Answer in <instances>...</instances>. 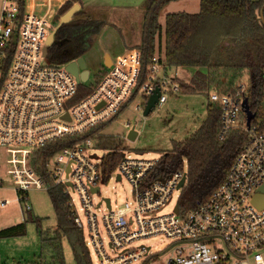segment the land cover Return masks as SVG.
Listing matches in <instances>:
<instances>
[{"label": "built area", "instance_id": "2783aa9c", "mask_svg": "<svg viewBox=\"0 0 264 264\" xmlns=\"http://www.w3.org/2000/svg\"><path fill=\"white\" fill-rule=\"evenodd\" d=\"M36 2L43 7V14L27 11L24 1L20 19L17 0H3L0 11V149L15 201L26 204L30 190L63 186L74 225L83 240L85 234L84 245L97 258V264H144L153 255L150 247L132 244L154 236H163L171 243L168 264H264V203L261 207L255 204L258 195L264 198L259 192L264 185V129L252 121L246 126L241 110L246 86L209 96V102L220 110L218 139L224 140L235 129L245 136L222 183L194 210L180 212L175 203L169 213L155 215L174 192L181 191L178 185L182 177L185 185L186 172L153 180L149 173L158 160L128 158L119 149L118 163L106 176L102 158L96 160L89 150L99 147L102 130L136 99L140 103L132 107L133 112L143 111L156 88L159 98L155 108L163 106L169 96L180 94L178 80L168 77V69L154 56L145 81L138 85L141 54L133 48L115 56L93 84H78L66 71L68 64L51 65L42 56L47 30L62 4L51 7L58 1ZM11 48L12 60L5 71ZM262 79L264 82V72ZM80 86L90 92L75 100ZM99 126L102 130L92 133ZM58 142L64 146L55 154L36 159V152ZM36 168H42L44 174H38ZM111 179L130 184L131 204L113 209L109 198L94 203V198L100 197V185ZM2 183L0 179V186ZM67 189L79 198L83 222L73 210ZM0 204L10 205L11 201ZM25 210L30 211V207L26 205ZM102 232L107 236L106 244Z\"/></svg>", "mask_w": 264, "mask_h": 264}, {"label": "trees", "instance_id": "16d2710c", "mask_svg": "<svg viewBox=\"0 0 264 264\" xmlns=\"http://www.w3.org/2000/svg\"><path fill=\"white\" fill-rule=\"evenodd\" d=\"M182 0H145V10L141 29V42L135 47L140 51L141 73L138 85L146 79V69L150 60L157 56L168 70H194L187 82L178 81L180 93L198 94L209 91L215 81L217 94L234 92L233 86L241 73H246L247 85L243 99L255 115L252 124L258 123L264 129V0H199V12L194 15L178 13L165 18L163 29V52L159 55L156 36L159 33L158 14L171 2ZM21 19L24 0H17ZM67 1L57 11L54 19L69 10ZM104 22L85 17L82 11L62 25L54 34L52 45L47 49L46 60L51 65H65L83 58L91 49L94 36L104 28ZM13 48L6 55L4 70L12 60ZM223 75L221 78L220 76ZM231 84L224 89L225 81ZM90 89L80 86L75 100H80ZM215 93V92H212ZM206 105V117L198 129L186 140L174 143L172 152L158 159L157 166L149 173V178L169 176L181 171L182 160L186 163V183L181 189L176 206L180 212L194 210L204 203L210 194L222 183L225 174L241 149L245 136L240 129L232 130L224 140L218 139L220 131V110L216 104ZM243 116V114H241ZM102 126L92 133L100 132ZM99 147L106 152L102 157L103 173L111 174L118 163L119 144L113 137H100ZM64 144L54 143L35 153L37 160L55 154ZM36 172L43 175L42 168ZM47 192L56 221V228L47 238L40 232L41 242L49 246L58 264H63L60 241L67 239L75 264H91L83 236L73 222V214L68 206V197L63 186L51 187ZM28 215V214H27ZM33 221L40 227L39 219L28 215L22 223L0 230V240L24 235L25 222Z\"/></svg>", "mask_w": 264, "mask_h": 264}, {"label": "rangeland", "instance_id": "374dc122", "mask_svg": "<svg viewBox=\"0 0 264 264\" xmlns=\"http://www.w3.org/2000/svg\"><path fill=\"white\" fill-rule=\"evenodd\" d=\"M2 2L3 0H0V11ZM71 2L72 6L79 4V12L82 11L85 17L103 21L105 24L102 31L94 36L91 49L83 57L88 72L85 85L88 86L93 84L102 74L105 54L114 58L121 55L125 48H135L140 44L145 0H71ZM198 12L199 0L171 2L160 10L158 14L159 33L156 36V46L157 49L160 48L158 51L160 56L163 52V29L166 16L178 13L194 15ZM57 24L51 23L47 35ZM45 62L44 60L43 63ZM194 73L195 71L191 69H170L167 71L168 77H175L178 81L185 83L193 77ZM220 77L222 78L223 75ZM222 80L224 83L222 88L232 89V87L226 86L231 84L230 78L227 81ZM232 85L234 87L246 86V73H241ZM215 86L216 82L213 81L208 93L218 92ZM208 93H180L169 96L163 106L154 108L146 117L143 116V111H132V107L140 103L138 98L112 123L107 125L101 134L116 139L119 149L123 151L125 157L158 160L162 155L172 152L174 143H180L189 138L204 121ZM126 124L129 125L128 129L124 128ZM133 127L137 135L131 142L127 140V134ZM89 153L91 156L94 155L96 160L101 159L106 154L99 147H91ZM5 159L4 152L0 149V179L3 181L2 186H0V201H11L10 205L0 204V230L22 223L28 215L31 219H39L40 227L38 228L33 221L27 220L24 235L0 240V264H58L52 250L49 246L42 244V238L39 235L42 232L45 237L49 238L56 228L55 216L47 192L30 190L26 193L27 203H17L15 201L16 195L11 189L10 178L6 175L8 166L5 164ZM182 169L184 172L187 170L185 160H182ZM180 192H174L167 205L159 209L155 215L169 213L177 202ZM67 193L74 212L83 222L84 216L78 196L72 193L70 189H67ZM100 198H109L113 209L121 207L124 203L131 204L133 201L131 186L126 180L117 183L111 179L100 185V197L96 196L93 200L94 203H99ZM26 205L30 207L28 212L25 210ZM101 239L104 244L107 243V236L103 232ZM84 241H87L85 234ZM60 245L63 264H75L67 239L63 238ZM139 245L150 247L153 254L144 264H168L171 255V249H169L171 243L163 236L137 240L132 244V247ZM89 259L91 264H97V258L91 251L89 252Z\"/></svg>", "mask_w": 264, "mask_h": 264}, {"label": "water", "instance_id": "95a60500", "mask_svg": "<svg viewBox=\"0 0 264 264\" xmlns=\"http://www.w3.org/2000/svg\"><path fill=\"white\" fill-rule=\"evenodd\" d=\"M79 5L78 4H74L68 11H66L58 20V24L56 25V27H54V29L49 33V35L47 36L46 42H45V46L42 50V56L45 57L46 53H47V49L52 45L53 40H54V34L56 33V31L64 24L68 23L71 18L79 12ZM261 22L264 23V21L261 18ZM110 61L109 58L107 57V55L104 57V63L103 66L104 68H108L110 65ZM66 71L71 74L77 81L78 84H83L87 81L88 79V72L86 70V65L85 62L83 60V58H79L74 62L69 63L66 66ZM159 98V89L156 88L154 90V92L152 93V95L148 98L146 105L143 109V116L146 117L148 116L153 109L155 108V105L157 103V100ZM241 110L242 113L245 116V120H246V126L248 127L250 125V122L254 119V114L249 110L248 108V104H247V100L243 99L242 103H241ZM67 118V117H66ZM136 132L134 131V127L128 132L127 134V140L128 141H134V139L136 138ZM117 180H119V178L117 177ZM159 181L161 183L164 182L163 179H159ZM185 182V177H182L178 188L182 189L183 185ZM68 186V185H67ZM94 192H97V188L94 189ZM260 193H264V185L262 186V188L259 191ZM264 203V198L262 199L260 197V195H258V197L256 198L255 204L258 207L263 206ZM105 204L107 206V208L109 209V201L107 199H105ZM174 212L177 214V208L174 209Z\"/></svg>", "mask_w": 264, "mask_h": 264}, {"label": "crops", "instance_id": "0c3cea01", "mask_svg": "<svg viewBox=\"0 0 264 264\" xmlns=\"http://www.w3.org/2000/svg\"><path fill=\"white\" fill-rule=\"evenodd\" d=\"M58 2H57V4H55V3H53L52 5H51V7H58L59 5H61V4H63V3H65V2H67V1H71V0H57ZM77 1V0H76ZM37 4H39L38 2H36V0H25V8H26V10L27 11H34V12H36V13H42L43 14V11H44V9H43V7H41V6H36ZM79 5V4H78ZM130 49H133V48H130ZM130 49H124V52L123 53H125L127 50H130ZM122 53V54H123ZM107 54H105L104 55V57L106 56ZM118 56V55H117ZM107 57L109 58V61H110V64H111V60L113 59V58H111L109 55H107ZM103 63H104V61H103ZM109 64V65H110ZM103 73H105L106 72V68H104V66H103V71H102Z\"/></svg>", "mask_w": 264, "mask_h": 264}]
</instances>
